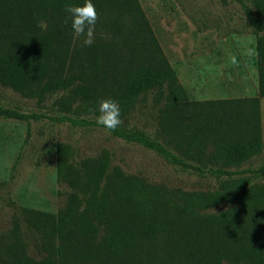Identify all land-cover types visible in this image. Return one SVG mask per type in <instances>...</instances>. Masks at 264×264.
<instances>
[{
  "label": "trees",
  "instance_id": "trees-1",
  "mask_svg": "<svg viewBox=\"0 0 264 264\" xmlns=\"http://www.w3.org/2000/svg\"><path fill=\"white\" fill-rule=\"evenodd\" d=\"M84 2L0 0V85L37 102L67 93L58 102L59 123L103 129L173 167L224 179L230 194L150 184L111 166L107 152L74 164L71 147L57 144L58 175L81 196L68 194L56 213L25 207L23 223L37 236L40 257L29 256L15 236L0 264H264V183L242 186L246 176L264 180V165L244 168L264 152V0H245L253 12L249 62L258 98L203 102L190 100L163 58L139 0H92L99 18L91 46L74 39L70 20L64 24L65 5ZM148 95L159 107L156 138L124 125ZM103 99L120 107L122 123L114 131L96 123ZM0 117L40 118L1 106ZM225 201L227 209L203 213Z\"/></svg>",
  "mask_w": 264,
  "mask_h": 264
},
{
  "label": "rangeland",
  "instance_id": "rangeland-1",
  "mask_svg": "<svg viewBox=\"0 0 264 264\" xmlns=\"http://www.w3.org/2000/svg\"><path fill=\"white\" fill-rule=\"evenodd\" d=\"M139 2L163 58L176 70L178 81L190 100L258 98V75L249 62L255 55L256 43L250 24L253 12L245 0ZM110 37L104 36L107 40ZM67 97V93L58 92L44 102H37L0 85L1 107L40 116L38 120L28 122L0 117V254L5 245L17 237L27 245L29 256L39 258V241L37 236L27 232L22 219L23 209L29 207L56 213L65 205L68 194L81 196L80 191L70 188L58 175L57 144L71 147L70 160L74 164L107 152L111 166L121 168L126 174L140 176L150 184L185 192L230 194L224 179L173 167L151 151L125 143L103 129L59 123L58 102ZM152 98V95L141 98L124 125L156 138L159 107ZM259 111L264 140V98H259ZM262 165L264 152L251 159L244 168ZM245 178L242 181L244 187L264 183L253 176ZM228 207L230 203L225 201L203 213H218ZM15 229L17 233H14ZM222 264L228 263L223 261Z\"/></svg>",
  "mask_w": 264,
  "mask_h": 264
},
{
  "label": "clouds",
  "instance_id": "clouds-1",
  "mask_svg": "<svg viewBox=\"0 0 264 264\" xmlns=\"http://www.w3.org/2000/svg\"><path fill=\"white\" fill-rule=\"evenodd\" d=\"M65 12L68 14L64 20L67 25L71 21L74 39L84 37L83 44L91 46L94 28L98 20V13L92 0H85L83 5L66 4ZM233 63L235 58L233 57ZM99 115L96 123L104 126L109 131H114L121 125V111L118 103L113 99H103L99 102Z\"/></svg>",
  "mask_w": 264,
  "mask_h": 264
}]
</instances>
